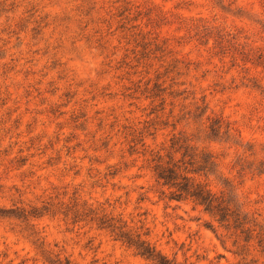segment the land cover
<instances>
[{"label":"rangeland","instance_id":"obj_1","mask_svg":"<svg viewBox=\"0 0 264 264\" xmlns=\"http://www.w3.org/2000/svg\"><path fill=\"white\" fill-rule=\"evenodd\" d=\"M193 22L210 33L194 35ZM218 30L254 54L236 65L213 54ZM144 43L151 53L139 59ZM242 66L255 81L242 82ZM163 80L178 95L167 96L160 117V101L145 91ZM197 105H207L202 119L193 117ZM217 117L255 145L249 159L264 158V0H0V207L42 214L0 218V264H154L95 224L40 209L73 197L148 231L174 264H236L232 240L222 243L206 227L211 220L200 207L164 197L122 134L151 124L145 140L158 149L173 133H195ZM203 144L243 207L264 223V173L237 177L231 165L242 148ZM252 258L264 264V255Z\"/></svg>","mask_w":264,"mask_h":264},{"label":"trees","instance_id":"obj_2","mask_svg":"<svg viewBox=\"0 0 264 264\" xmlns=\"http://www.w3.org/2000/svg\"><path fill=\"white\" fill-rule=\"evenodd\" d=\"M191 26L195 30L194 35L204 32L200 35L202 37L210 33L208 31L210 27L207 25L199 27L198 24L193 22ZM130 28V31H132L135 26L132 25ZM130 35L134 37V41L138 40L137 36L139 33L133 32ZM229 35L230 33L220 30L216 32L215 45L213 46L216 51H212L213 54L229 55L233 65L254 54V50L245 44H237L234 41L230 43ZM231 38L235 39V35H232ZM208 39L209 37L205 43L208 42ZM95 42L103 49L107 48V41L104 40L102 33H98ZM146 44L144 43V51H142L139 59L147 58L148 54L151 53L147 49ZM163 56L161 55L159 60H163L161 59ZM258 58H261V55ZM245 64L246 62L243 63V65ZM241 68L245 72L242 76V82L255 79L248 76V68L245 66ZM146 73H149V71ZM158 75L156 77H159ZM150 81L151 79H148L146 85ZM164 82L165 80L161 83H154L153 88L145 91L149 93L147 97H150L152 102L155 100L160 101L159 105L162 113L160 117L164 115L163 110L167 96L178 95L175 91L167 93L168 88L163 86ZM170 105L171 109L167 117L173 115L174 101H171ZM206 110L207 105L202 107L197 105L193 117L202 119ZM158 117L156 116V118ZM150 126L151 124L142 130L125 126L122 134L126 141L128 155L138 154L144 158L145 167L149 169L156 184L161 188V194L169 200L189 201L193 204V208L200 207L204 213L208 214L211 221L206 227L210 228L222 243L232 240V246L236 248L234 253L240 257L236 264H252L256 260H253V258L247 260L248 256L264 255V223L260 222L258 216L249 213L243 207L233 180L225 176L220 169L217 154L203 143L205 140L208 142L231 141L233 145L242 148V152L236 156L231 165V171L235 172L237 177H244L248 173L252 175L264 173V158L261 160H256V158L249 159V156L256 154L255 145L248 142L243 144L242 140L235 137L232 133L233 129L230 124L226 123L221 117H217L212 119L208 125L200 123L195 133L186 131L173 133L168 140L169 144L167 146L154 149L150 148V145L145 140V134L150 130ZM147 134H151V132ZM246 152H248V155L245 154ZM117 171L116 169L109 174L113 177ZM212 181H214L216 189L211 186ZM54 204L58 205L59 209H52ZM36 208L31 207V209L27 210L23 207H0V218H15L27 221L29 218H36L42 215ZM40 209L45 213L49 211L51 215L60 213L64 219L70 220L72 224L82 221L95 224L97 228L109 232L116 239L133 247L140 255L151 260L154 264H174L172 259L161 253L147 239L148 231L141 232L138 228L131 227L126 220H123L120 216L113 215L111 212H107L102 205L88 204L86 201L81 202L78 197H73L68 201L62 198L55 203L47 202ZM55 264L71 263L67 259L64 262L56 259Z\"/></svg>","mask_w":264,"mask_h":264}]
</instances>
